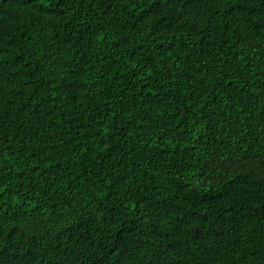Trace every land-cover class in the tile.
I'll list each match as a JSON object with an SVG mask.
<instances>
[{"label": "trees", "instance_id": "obj_1", "mask_svg": "<svg viewBox=\"0 0 264 264\" xmlns=\"http://www.w3.org/2000/svg\"><path fill=\"white\" fill-rule=\"evenodd\" d=\"M0 264H264V0H0Z\"/></svg>", "mask_w": 264, "mask_h": 264}]
</instances>
